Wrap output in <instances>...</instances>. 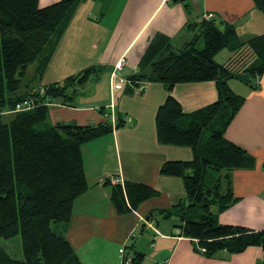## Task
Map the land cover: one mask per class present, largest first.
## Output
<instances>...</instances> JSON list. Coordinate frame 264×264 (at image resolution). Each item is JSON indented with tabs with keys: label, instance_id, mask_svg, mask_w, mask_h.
I'll use <instances>...</instances> for the list:
<instances>
[{
	"label": "trees",
	"instance_id": "trees-1",
	"mask_svg": "<svg viewBox=\"0 0 264 264\" xmlns=\"http://www.w3.org/2000/svg\"><path fill=\"white\" fill-rule=\"evenodd\" d=\"M81 1L59 0L41 7L39 0H0V264H83L60 225L71 221L75 200L88 189L82 146L111 132L112 124H51L49 108L54 102L75 106L76 95L106 68L90 66L44 86L23 82L35 62V77H43ZM253 1L264 13V0ZM159 39V46L150 48L129 81L134 86L143 81L164 84L168 95L155 117L158 142L190 147L193 158L161 166V175L183 180L186 195L171 207L157 209L151 218L175 221L179 235L197 241L195 250L208 257L222 251L242 253L254 246L264 251V229L218 220V214L237 200L231 170L256 164L255 157L227 139L225 131L245 102L229 80L246 72L250 77L241 80L255 89L260 86L254 82L264 73V33L241 40L233 25L226 24L222 31L215 19H205L177 51ZM201 39L204 46L199 47ZM225 48L233 55L219 63L215 56ZM209 80L216 83L217 99L185 112L172 95L175 85ZM28 99L34 104L31 109L14 111ZM7 111L12 112L8 120ZM123 125L119 117L117 127ZM115 177L105 183L111 185L110 199L121 215L137 211L159 194L141 182L114 183ZM16 235H21L23 259L13 258L2 246V239ZM126 247L129 263L141 264L144 253L135 250L134 243Z\"/></svg>",
	"mask_w": 264,
	"mask_h": 264
},
{
	"label": "crops",
	"instance_id": "crops-1",
	"mask_svg": "<svg viewBox=\"0 0 264 264\" xmlns=\"http://www.w3.org/2000/svg\"><path fill=\"white\" fill-rule=\"evenodd\" d=\"M57 1L39 0V5L44 7ZM206 14H211L221 27L233 25L241 40L264 33V13L253 0H111L108 9L103 0H83L57 44L41 86L62 81L90 66H102L106 69L100 86H96L97 97L105 92L99 107L77 104L76 100L75 106L54 102L49 108L50 123L107 122L102 107L117 116L115 122L108 121L112 124L111 132L82 146L88 189L75 200L71 221L60 225L83 264H120V248L132 243L129 236L140 227L147 245H138L140 238L133 243L135 250L144 253L141 264H264L260 246L249 247L242 253L222 251L208 257L195 250L197 241L179 235L175 221L151 218L157 209L171 207L186 195L183 180L161 175V166L170 160H191L193 151L187 146L158 142L155 117L168 95L164 84L146 81L147 87L139 92L130 86L129 77L139 71L150 48L159 46V38L161 44L167 42L172 49L182 48ZM232 55L231 52L229 59ZM58 57L63 58L64 64ZM121 59L125 64L113 76ZM260 79L257 89L239 79L229 80L231 88L244 96L245 102L225 136L251 153L256 164L231 170L237 200L218 214L223 224L255 230L264 229V73ZM172 95L185 112L191 113L217 99L216 83H178ZM119 117L124 119L121 127H117ZM111 176L123 182L148 184L159 194L143 202L137 211L121 215L111 202V185L105 183ZM95 248L101 253H95ZM105 249L112 250V263L103 254Z\"/></svg>",
	"mask_w": 264,
	"mask_h": 264
},
{
	"label": "rangeland",
	"instance_id": "rangeland-1",
	"mask_svg": "<svg viewBox=\"0 0 264 264\" xmlns=\"http://www.w3.org/2000/svg\"><path fill=\"white\" fill-rule=\"evenodd\" d=\"M103 2L105 4V8L108 9L111 0H103ZM79 5H80V3H79ZM218 27L222 31L225 30V25H223L221 27L218 24ZM198 46L199 47L204 46V42H203L202 39L199 41ZM178 49H179L178 46H174V49L173 50L177 51ZM81 54H82V51H81ZM230 55H231V52L227 48H225V49H223L221 52H219L215 56V59L219 63H224V62H227L229 60ZM58 60L61 61L62 64H64V60H63L62 57H58ZM36 68H37V62L29 65V67L27 69V72H26V76H25L24 81H23L24 82V85L28 84V85H30V87H38V86L43 85V77L40 78L39 75L37 77H35L36 74H37ZM103 74H104V72L100 75L99 79L95 81V83H94V81H89L84 86V88L82 89V92L83 93H86V95H84V96H82V95L78 96L76 98V103L77 104L89 103L91 105H96V107H99L101 105L99 103H100L101 99L104 97V96H101V95L104 94L105 91L103 90L102 91L103 93H101V95L100 96L98 95V97H97L98 88H96V86H98L99 84H101L100 79H102ZM240 76H241L240 78L239 77H235L234 79L241 80V78L243 76H245L246 77V80H247L250 77L249 73H246V72H242ZM5 114H6V116H5V119L6 120H8L10 117H12V112L11 111H7ZM48 121H49V119H48ZM129 121H131V119ZM145 224H147V223L145 222ZM54 229H55V231H57V229L55 227H54ZM141 229H142V227H140L137 230L133 231L131 233V235L129 236V238H130V240H131L132 243H133V240L134 241L136 240L138 242L139 241V238H140V241H139L138 245H141L142 244L143 247H144V245H147V243L145 244L144 240L142 239L143 237L141 236L142 235L141 234ZM1 241H2V246L5 248V250L13 258H15V259H23L24 256H23V252H22L21 235H16V236L11 237V238H8V239H2ZM121 248H124V246H122ZM95 253H101V251H98L95 248ZM103 254L105 255L106 259H108L109 263H112V261H113L112 250L108 251V250L105 249V253L103 252ZM127 254H128V251H127ZM119 256H120L119 263L122 264L123 263V258L121 256L120 252H119ZM95 257H96V255H95ZM126 262L127 263H125V264H131L128 261H126Z\"/></svg>",
	"mask_w": 264,
	"mask_h": 264
},
{
	"label": "built area",
	"instance_id": "built-area-1",
	"mask_svg": "<svg viewBox=\"0 0 264 264\" xmlns=\"http://www.w3.org/2000/svg\"><path fill=\"white\" fill-rule=\"evenodd\" d=\"M204 19L211 20L212 19L211 14H206L205 17H204ZM124 64H125V60L124 59H121L120 61L117 62L116 66H115V70L113 72V76H117V71H120L123 68ZM260 80H261L260 78L256 79L255 82H254V84L256 86H259L260 83H261ZM129 83H130V86L132 88H134L135 90H137L139 92L142 91V90H144L147 87L146 86L147 85L146 81H143V82H140V83L138 82L135 86L133 84H131L130 81H129ZM40 91L42 93H44L45 89L43 87H41ZM33 105H34L33 102L28 99L26 101H23L21 103H18L16 105V109L14 111L29 110V109H31L33 107ZM102 114H103V116H104V118H105L106 121H111V120H112V122L113 121L114 122L116 121L117 116L114 115L113 113L109 112L108 110L102 111ZM130 119H131V117L128 118V120H130ZM112 181L114 183H116V182H123L119 177L113 178ZM126 246L127 245H125L124 248H121L120 249V254H121V256H122L123 259L125 258V260L127 259V261L130 262V257H129V254H127V247Z\"/></svg>",
	"mask_w": 264,
	"mask_h": 264
},
{
	"label": "water",
	"instance_id": "water-1",
	"mask_svg": "<svg viewBox=\"0 0 264 264\" xmlns=\"http://www.w3.org/2000/svg\"><path fill=\"white\" fill-rule=\"evenodd\" d=\"M80 95H82V96H84V95H86V93H83V92H81V93H79L78 95H76V96H80ZM150 218L148 217V219L147 220H149ZM126 261H127V259H126Z\"/></svg>",
	"mask_w": 264,
	"mask_h": 264
}]
</instances>
